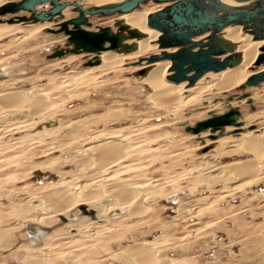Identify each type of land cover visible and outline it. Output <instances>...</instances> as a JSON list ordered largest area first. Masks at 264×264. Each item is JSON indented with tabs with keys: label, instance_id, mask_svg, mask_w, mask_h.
<instances>
[{
	"label": "rangeland",
	"instance_id": "rangeland-1",
	"mask_svg": "<svg viewBox=\"0 0 264 264\" xmlns=\"http://www.w3.org/2000/svg\"><path fill=\"white\" fill-rule=\"evenodd\" d=\"M77 14L72 11L67 18ZM11 17L0 16V97L10 90L32 89L51 106L31 105L18 112L0 106L2 264H137L130 255L136 245L153 246L161 264H264V154L231 147V142L207 144L219 131H202L198 134L209 135L199 138L187 130L213 112L227 111L231 96L250 94L240 106L234 102L243 113L244 125L229 135L241 137L252 131L264 136V82L227 93L208 90L201 102L181 101L170 110L159 105L153 88L142 80L148 69H135L142 57L157 54L158 48L123 61L118 70H93L86 80L78 73L101 65H87L100 59L97 54L50 58L56 48L67 46L65 34L43 29L26 37L8 27L23 24H10ZM93 24L95 29L112 22L95 17ZM214 81L208 76L203 84ZM250 115L255 116L251 121ZM109 136L123 147L122 162L111 169L114 172L103 171L96 150L89 148ZM251 159L260 170L255 178L227 177L222 172L227 164ZM64 181L81 194L100 195L98 201L83 206L103 212L108 220L101 227L81 220L84 212L74 209L68 217L47 224L51 232L74 219L82 224V233L64 227L55 239L46 241L45 235L34 241L27 225L37 224L32 220L42 216L40 187L43 182ZM115 187L140 192L138 203L121 199L119 205ZM139 203L149 210L131 215ZM25 208L32 210L27 213ZM29 242L41 249L33 250Z\"/></svg>",
	"mask_w": 264,
	"mask_h": 264
},
{
	"label": "bare ground",
	"instance_id": "bare-ground-1",
	"mask_svg": "<svg viewBox=\"0 0 264 264\" xmlns=\"http://www.w3.org/2000/svg\"><path fill=\"white\" fill-rule=\"evenodd\" d=\"M9 1L10 0H8V1L7 0L6 1L0 0V6L9 2ZM78 1L81 2L82 4H84L85 6H86V4H90L93 6H102L105 4L121 2L123 0H78ZM220 1L224 4H228V5H232V6H248V5L252 4V2L241 3V2H238L236 0H220ZM167 5H168L167 3L158 4V3L151 1L149 3L142 4L140 6V8L136 9L135 11H133L131 13L117 14L114 16L107 17V18H110L112 25L115 23L116 20H124L132 28L139 29L142 32H144L146 34V36L142 39H129L127 41L128 43H133V42L137 43L136 51L131 52V53H120L117 51H110V50L109 51H103L101 53H92V55L97 54V56L100 57V62L102 64L97 66V67H89L88 69L81 71L78 74L81 75L82 78H85L86 80H88L91 78V77L89 78V74L93 70H98V71L118 70L119 67L121 66V64H123L122 63L123 61L134 58V56H136V55L147 53V52L153 50L154 48L155 49L158 48L157 54H160L163 49L160 48L159 44H157L156 41L158 40L159 36L162 33L160 31L148 26V16L153 12L161 10L163 7H165ZM48 6H49L48 4L47 5H41L38 7V9L40 10L41 8H43V9L48 8ZM73 10H74V7L70 6L64 11L66 19H69V18H67V16L69 14H71ZM73 13L77 14V12H74V11H73ZM21 14H26V13L23 12ZM95 17L106 18L103 16H94V17H91L92 22H94ZM50 25H52L54 27V23H51V22L23 23L22 26L11 25L8 27L9 28H11V27L17 28L18 32L23 33L24 36L27 37V36H33L36 31L43 30V29L47 30L48 28H50ZM0 27H2V26H0ZM45 32L47 33V31H45ZM52 34L56 35L55 33H52ZM223 34H224V37L226 39L230 40L231 42H233L237 45V52H240L242 55L241 63L236 67H229V68H227L223 71H220V72H213V71L209 72L206 75H204L202 78H200L196 82V84L192 87H188V81H183L181 83H175V82L168 79V76L171 74L170 69L172 66V62L170 60L159 61V62L151 63V64H149L147 61H143V62H141V64H139L138 66L135 67L136 70L148 69L147 73L145 74V76H143L142 80L145 81L146 83H148L153 88V90L156 94V97L159 101V105L165 106L167 109L169 108L171 110V108H175L176 106L180 105L181 101L188 103V102H191L194 100H198V102H201L202 98H203L202 94L208 90L210 92L215 91L216 93L217 92L227 93L228 91H231V90L236 89L238 87L243 89L242 86L247 82V80L249 79L250 76H252L253 74H255L257 72H260L261 70H264V65H261V66L256 65L257 57L261 53V48L264 46V40H260V41L254 40L253 36L251 34L245 32L243 29V26H241V25H230L224 29ZM206 36H208V34L200 36L197 39L200 40L202 38H205ZM65 38L67 39L66 35H65ZM168 50L169 51H175L177 49H168ZM84 54H85L84 56H91V52H84ZM75 55H77V54H75ZM71 57H75V56H71ZM142 58H145V57H142ZM133 63H137V61L133 62ZM254 66L257 67V69L251 70L250 68H253ZM72 76L75 77L76 75H72ZM208 76L213 77L215 79V81L210 85H204L203 81ZM79 77L80 76H78V79H79ZM70 79H72V78H70ZM86 80L83 79V81H85V82H86ZM247 87H255V86H247ZM246 88H244V89H246ZM40 95L41 94L39 91H37V90L35 91L32 89H24V90L16 89L13 91L10 90L9 93L0 97V106L5 108V109H7V108H11L12 110L15 109L16 111H17V109H21V108H25V110H26V107H29L31 105L36 106V108L38 107L39 109L50 108L51 104L48 103V101L45 98H41ZM249 95L250 94L234 95V96H231L227 101L228 110L225 112H228L229 110H231L233 108L240 111V114L236 117L237 122L240 124L239 127H242L244 125V122H242L243 113H242L240 107H234V105L236 103H237V105H238V103L239 104L244 103L243 99L248 98ZM251 99H254V98L251 97L249 99L252 102ZM234 102H236V103H234ZM213 106H215V108H216L218 105H213ZM238 106H240V105H238ZM32 109L35 110V108H32ZM225 112H223L222 114H224ZM35 113H38V112L35 111ZM197 115L199 116V114H197ZM217 115H221V114H217V112H213L211 114V117L217 116ZM33 116H35V115H33ZM254 118H255V116H252V115H250L248 117V119L250 121ZM195 126H192V128ZM230 126H234V125H230ZM248 126L249 125L245 124L244 128L247 130ZM235 127H237V126H234V128L225 126L222 129L218 130L220 134L216 135L215 134L216 132H215L214 133L216 135V136L214 135L215 138L214 139L213 138L208 139L206 141L207 144H212L214 142H231V144H229V146H231V147H237V148L241 147L242 149H246V150L254 152L255 154H258L257 156H259V155L262 156L264 154V136H262L261 134L257 135L252 131L242 133L241 137H234L233 135H229V133L233 132L234 130H240V129H237L238 127L237 128H235ZM58 128H60V127H58ZM207 130H209V129H207ZM204 131H206V130H204ZM190 132H192V131H190ZM211 132H212V130H211ZM192 133H194V132H192ZM194 134H198V133H194ZM208 135H209V133H206V132L202 133L201 135L198 134L199 138H205ZM220 135L221 136L224 135V136L220 137ZM119 144H118V139H115V137H113V136H109V137L104 138L101 144L99 143L97 145L89 147V148H94L96 150V152H97L96 155L98 156V157H96V159L101 160L103 162V166H102L103 171L110 170V172H114L115 170H111V169H114L115 167H117L122 162L121 160L123 158V155H121L122 154L121 148H123V147H119ZM255 164H257V163H255L254 160H252V159L251 160H242V161H239L237 163L235 162V163L227 164V166L226 165L223 166L225 168L223 170L222 169L221 170H222V172H224V174H226L227 177H229L230 175L231 176L236 175L239 177H241V176H250V177L254 176V178H255V176L259 175L258 171H260L257 168L258 165L256 166ZM221 174H223V173H221ZM72 184H74V183H72ZM75 184H76V182H75ZM85 184H86V182H85ZM88 184H89V182H88ZM68 185H69V183L67 184V181H64L61 184L60 183L59 184H57V183H51V184L48 183L47 184L44 182L42 183V186L40 187L41 191L44 192V195H42L40 197L44 203V208H43L42 214H41L42 216H40V217L37 216L38 219L34 218L35 220H32L30 218L32 221H36L34 223H37L40 225H37V224H28L27 225V232L34 239V241L39 240L40 237L45 236V235L46 236H45L44 240L50 241L52 238L59 236L62 233H64V231H65L64 227H66L68 230L69 229L73 230V231L77 230L78 232L82 233V228H83L82 224L79 222H76V220H74V219L70 220L64 227H61V228L55 227L51 232H50V229H51L50 225L51 224H47L48 220L53 221L54 218H56V217H59L58 218L59 220L64 219V217H68L70 215V213L72 211H74V209L81 210V207L83 205H89L90 204L89 202H91V200L92 201L94 199L97 200L101 197L98 194L97 195L96 194L94 195V193L90 194V192H88V193L86 192V195H84V193L81 194L83 191L81 192L80 190H78V191H80V192H78L75 189H73V187H71V186H70L71 188L67 187ZM95 185H92V186L94 187ZM83 186L84 185H82V187ZM87 186H90V185H87ZM116 187H118V186H116ZM123 187H122V189H121V187H120V189L116 188L115 192L113 193V195L115 196V200L118 201L119 205H120L121 199L126 200V204L129 203V201H133V200H135L136 203H138L136 199L139 197L140 192L135 194V193H133L134 190L132 192V190H127V189H124ZM132 193L135 195H132ZM138 200H139V202H141L140 199H138ZM135 201L133 203H135ZM106 203H108V202H106ZM112 203L113 202H111V204ZM101 205H103V204H101ZM106 205H108V204H106ZM114 205H117V202ZM119 205H117L115 207H118ZM34 206H36V205H34ZM119 207L121 208L120 210H122V206H119ZM125 207H126V205H125ZM40 208H38V209H40ZM87 208L90 210H96L92 206L91 207L89 206ZM144 208L145 209H143V205L141 203L135 205V207L133 208V210L131 212V215L145 213L146 211L149 210L148 205L145 206ZM30 210H32V209H30ZM30 210L28 211L25 208V211L27 213H30ZM25 211L23 213H26ZM97 212H99V213L98 214L96 213L97 217L95 219L89 215L82 213L83 216H81V220L91 221L92 224L100 225L101 227H104V225L106 224V221L108 220V219L107 220L105 219L107 216L105 218H103L104 213L101 211H97ZM106 213H107V211H106ZM125 213L123 215H125ZM27 216H29V214ZM87 216L91 217V219L88 218ZM34 217H36V216H34ZM128 217H130V216H128ZM131 217H133V216H131ZM121 218H122V216H121ZM42 225H45V226H42ZM46 226H49V227H46ZM1 235L3 236V231L0 230V236ZM1 237H0V239H1ZM34 241H32V242H34ZM29 244L32 245L31 242H29ZM152 247L153 246L150 247L148 245L147 246L136 245L131 249L130 255L135 258V261L137 264H161L160 258H157V255L153 251ZM32 248H33V250L41 249L40 246L34 248V245H32ZM0 264H2L1 261H0Z\"/></svg>",
	"mask_w": 264,
	"mask_h": 264
},
{
	"label": "water",
	"instance_id": "water-1",
	"mask_svg": "<svg viewBox=\"0 0 264 264\" xmlns=\"http://www.w3.org/2000/svg\"><path fill=\"white\" fill-rule=\"evenodd\" d=\"M151 1L168 4L148 16V26L162 33L156 43L163 50L160 54L141 58L139 63L147 61L151 64L170 60L172 66L168 79L175 83L188 81V87H192L209 72H220L241 63L242 55L237 52V45L223 34L224 29L230 25H241L254 40H264V0H236L241 3L252 2L248 6H232L220 0H123L91 7H86L78 0H10L0 6V16L12 15L8 19L10 24L54 23V27L46 31L65 34L67 46L56 48L50 58L109 50L131 53L136 51L137 43L127 41L144 38V32L132 28L124 20H116L112 26L98 25L93 29L91 17L128 14ZM47 4L48 8L38 9L39 6ZM70 6L74 7L73 11L78 15L66 19L64 11ZM23 12L26 14H21ZM206 34L208 36L205 38L197 39ZM99 64L98 58L87 62L88 66ZM256 65H264V46L257 57ZM263 82L264 70H261L250 76L242 88L258 86ZM239 114L240 111L233 108L224 114L202 120L187 130L200 133L211 129L215 133L225 126L239 127L236 118ZM81 210L94 219L97 217L94 210L85 206Z\"/></svg>",
	"mask_w": 264,
	"mask_h": 264
},
{
	"label": "flooded vegetation",
	"instance_id": "flooded-vegetation-1",
	"mask_svg": "<svg viewBox=\"0 0 264 264\" xmlns=\"http://www.w3.org/2000/svg\"><path fill=\"white\" fill-rule=\"evenodd\" d=\"M41 9H43V8H41ZM41 9H40V10H41Z\"/></svg>",
	"mask_w": 264,
	"mask_h": 264
}]
</instances>
